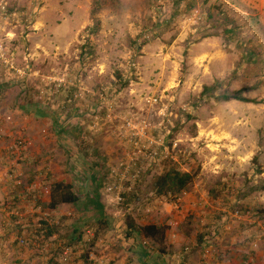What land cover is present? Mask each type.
Wrapping results in <instances>:
<instances>
[{
    "label": "rangeland",
    "instance_id": "rangeland-1",
    "mask_svg": "<svg viewBox=\"0 0 264 264\" xmlns=\"http://www.w3.org/2000/svg\"><path fill=\"white\" fill-rule=\"evenodd\" d=\"M216 80L257 102L204 100ZM0 132V264H264V0H0Z\"/></svg>",
    "mask_w": 264,
    "mask_h": 264
},
{
    "label": "trees",
    "instance_id": "trees-1",
    "mask_svg": "<svg viewBox=\"0 0 264 264\" xmlns=\"http://www.w3.org/2000/svg\"><path fill=\"white\" fill-rule=\"evenodd\" d=\"M96 14V10H93L91 14L92 22L82 31L83 36H87V44H89L91 41L90 36L92 34H96L100 27V20ZM87 48L90 52H92L93 49L91 46H87ZM115 77L116 80L113 82V84L116 88V91L126 89L131 82L130 78L121 72H117ZM221 87V81L216 80L214 83L204 86L201 96L205 98L204 100H210L213 98L219 101L238 100L243 102H257V99L246 96L244 94L245 89L243 88L228 91L221 89ZM253 162L254 164L258 163V156L253 158ZM258 170L260 171V169ZM192 179L193 174L191 172L182 170L177 161L174 159H169L167 161L166 169L153 179V187L155 192L159 195L173 194L176 196L181 191L186 189ZM260 189H264V182L260 186L256 185L255 188H253V191ZM50 199L51 206L56 208L62 203L76 204L79 201V195L74 190V185L71 182L62 180L53 186ZM100 207L102 206L100 205ZM253 210L255 217L264 218V209L255 207ZM100 214L101 216L104 214L103 208L100 209ZM140 235L158 240L160 236L163 238L165 233L164 230H162V227L158 225H139L132 217H128L126 237L132 238Z\"/></svg>",
    "mask_w": 264,
    "mask_h": 264
},
{
    "label": "built area",
    "instance_id": "built-area-1",
    "mask_svg": "<svg viewBox=\"0 0 264 264\" xmlns=\"http://www.w3.org/2000/svg\"><path fill=\"white\" fill-rule=\"evenodd\" d=\"M1 134V132H0ZM27 141L25 139L22 138H16L15 141L13 142V144L11 145V148H15L14 152H19L22 153L26 147H27ZM207 252H210V249L207 248L206 249Z\"/></svg>",
    "mask_w": 264,
    "mask_h": 264
}]
</instances>
